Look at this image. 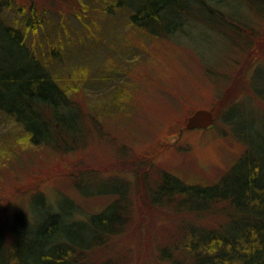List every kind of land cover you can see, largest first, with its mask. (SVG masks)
<instances>
[{
    "label": "trees",
    "instance_id": "trees-1",
    "mask_svg": "<svg viewBox=\"0 0 264 264\" xmlns=\"http://www.w3.org/2000/svg\"><path fill=\"white\" fill-rule=\"evenodd\" d=\"M204 3L110 0L102 11L110 16L122 14L145 37H167L197 8L214 16ZM90 8L86 0L73 10L86 30L82 33V28L74 29L62 18L53 24L48 12L33 3L0 0V114L20 125L13 136L17 145H43L65 152L83 149L90 141V131L84 127L90 114L79 96L84 93V102L90 103V88H103L104 82L114 80L113 71L122 77L129 70L121 69L120 62L129 57L126 52L132 47L123 43L122 49H116L106 37L102 50L109 49L110 57L104 74L92 78L89 67L74 63L81 50L89 51ZM262 37H252L256 51H264ZM96 43L92 46L95 53L101 51ZM256 74L264 82V71ZM127 83H115L107 102L111 117L133 102V87ZM257 92L264 99V90ZM214 109L218 118L220 107ZM234 114V108L224 113L225 122H232ZM246 134L241 136L246 146L242 154L223 176L209 181H187L176 172L156 167L151 156L139 157L130 153L127 144L118 145V166L135 171L137 190L123 184L125 193L117 189L102 209L86 217L73 216L76 206L70 199L67 209L58 210L48 207L41 192L31 193L37 215L17 210L7 232L0 221V264H130L123 249L113 252L112 244L135 223L136 203L140 208L157 207L171 213L172 220L156 229L160 264H264V142L259 144ZM68 177L85 200L96 196H88L83 189L93 178H100L96 172L77 166ZM210 218V222L201 221Z\"/></svg>",
    "mask_w": 264,
    "mask_h": 264
},
{
    "label": "rangeland",
    "instance_id": "rangeland-1",
    "mask_svg": "<svg viewBox=\"0 0 264 264\" xmlns=\"http://www.w3.org/2000/svg\"><path fill=\"white\" fill-rule=\"evenodd\" d=\"M16 1L47 11L53 24L62 18L72 28L86 32L73 11L86 0ZM109 2L92 4L90 0L89 20L86 18L89 51L81 50L74 63L89 67L92 78L104 74V63L110 57L109 49L102 50L106 37L116 49H122L123 43L132 47L122 50L129 57L120 62L121 69L129 70L122 77L113 71L114 80L104 82L103 88H90V103L84 102V93L79 96L84 111L90 114V122L84 126L90 131L85 147L65 152L43 145H17L13 136L20 125L0 114V221L6 232L17 210L37 215L30 195L36 191L46 197L48 207L67 209L70 199L76 206L73 216L86 217L102 209L117 189L122 193L125 186L134 189L138 184L135 171L118 166L120 144H127L133 155L151 156L156 167L176 172L187 181H209L223 176L245 150L244 133L259 144L264 142V99L257 94L258 88L264 90V82L256 74L264 71V51L252 46V37L264 35V0H205L216 15L197 8L167 37H145L122 14H105L102 6ZM95 42L101 44L96 53ZM125 80L133 87V102L114 118L107 111V102L115 83ZM216 106L220 111L213 127L183 130L190 112ZM232 108L235 116L228 124L223 114ZM77 166L90 168L100 177L83 186L88 196H96L85 200L74 188L68 174ZM136 208L135 223L114 240L113 252L123 249L130 264H160L156 229L172 220L171 213L157 207L140 208L138 203Z\"/></svg>",
    "mask_w": 264,
    "mask_h": 264
},
{
    "label": "water",
    "instance_id": "water-1",
    "mask_svg": "<svg viewBox=\"0 0 264 264\" xmlns=\"http://www.w3.org/2000/svg\"><path fill=\"white\" fill-rule=\"evenodd\" d=\"M215 109H197L187 120L186 127L189 130L197 128H210L215 124Z\"/></svg>",
    "mask_w": 264,
    "mask_h": 264
}]
</instances>
